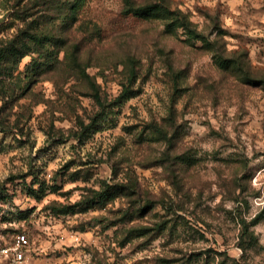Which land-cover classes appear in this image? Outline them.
<instances>
[{"label":"rangeland","instance_id":"1","mask_svg":"<svg viewBox=\"0 0 264 264\" xmlns=\"http://www.w3.org/2000/svg\"><path fill=\"white\" fill-rule=\"evenodd\" d=\"M1 190L23 264H264V0H0Z\"/></svg>","mask_w":264,"mask_h":264},{"label":"trees","instance_id":"2","mask_svg":"<svg viewBox=\"0 0 264 264\" xmlns=\"http://www.w3.org/2000/svg\"><path fill=\"white\" fill-rule=\"evenodd\" d=\"M157 7H159V5H145V6H139V7H134V6H130L128 7L125 12L126 13H134L135 15L137 16H147L149 15L151 12H153ZM161 9L165 12H168L170 13L169 9L165 8V7H162L161 6ZM172 14V13H171ZM171 25H175V26H183L185 27L187 30H188V34L192 37V38H199V39H203V36L198 33L195 29L191 28L190 26V22L188 20H185L180 18V17H176L174 21H171V23H169ZM14 42L15 40L13 41V44L9 45L6 47V50L5 51H1L3 55L9 57V59L11 60H14L15 62H20L22 57H23V54H19V48H12L14 47ZM12 48V49H11ZM228 59L226 58H222L220 59L221 61V64L223 65H226V66H230L232 63H234L235 61H227ZM3 191H4V188H3ZM2 192V190L0 191V193ZM31 194L33 196H36L37 198H41L39 196V194L36 193V191L33 189L31 191Z\"/></svg>","mask_w":264,"mask_h":264},{"label":"built area","instance_id":"3","mask_svg":"<svg viewBox=\"0 0 264 264\" xmlns=\"http://www.w3.org/2000/svg\"><path fill=\"white\" fill-rule=\"evenodd\" d=\"M31 241L26 232H18L10 243L0 244V264H23Z\"/></svg>","mask_w":264,"mask_h":264}]
</instances>
